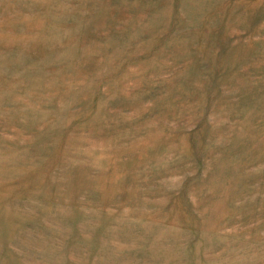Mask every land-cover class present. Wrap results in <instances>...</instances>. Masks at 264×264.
<instances>
[{
	"label": "rangeland",
	"instance_id": "1",
	"mask_svg": "<svg viewBox=\"0 0 264 264\" xmlns=\"http://www.w3.org/2000/svg\"><path fill=\"white\" fill-rule=\"evenodd\" d=\"M0 264H264V0H0Z\"/></svg>",
	"mask_w": 264,
	"mask_h": 264
},
{
	"label": "bare ground",
	"instance_id": "2",
	"mask_svg": "<svg viewBox=\"0 0 264 264\" xmlns=\"http://www.w3.org/2000/svg\"><path fill=\"white\" fill-rule=\"evenodd\" d=\"M214 9V8H213ZM137 20V19H136ZM95 63V62H94ZM66 139V138H65ZM72 147V146H71ZM233 172V171H232ZM22 179V178H21ZM210 185V184H208ZM62 186V185H61ZM55 191V190H54ZM58 193V192H57ZM231 194V193H230ZM191 195H192V192H191ZM206 195V194H205ZM236 197V196H235ZM133 198V197H132ZM190 200V199H189ZM172 202V201H171ZM201 210V209H200ZM200 212V211H199ZM197 214V213H196ZM206 215V214H205ZM205 218V217H204ZM171 219V218H170Z\"/></svg>",
	"mask_w": 264,
	"mask_h": 264
}]
</instances>
